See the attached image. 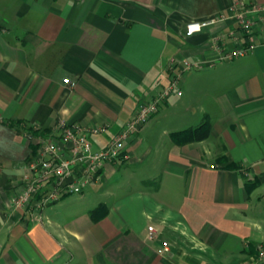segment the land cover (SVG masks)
Wrapping results in <instances>:
<instances>
[{
	"label": "crops",
	"instance_id": "crops-1",
	"mask_svg": "<svg viewBox=\"0 0 264 264\" xmlns=\"http://www.w3.org/2000/svg\"><path fill=\"white\" fill-rule=\"evenodd\" d=\"M261 7L264 0H0V264L254 259L264 246V19L253 10ZM220 15L184 36L188 21ZM174 77L181 95L158 103L79 192L17 204L31 166L48 158L41 140L67 157L66 129L81 128L93 150L103 148ZM205 117L207 138L171 140ZM128 160L145 163V190L131 186L137 170L123 167ZM83 170L77 164L67 182ZM119 172L115 193L107 183ZM100 203L107 213L94 221L89 210Z\"/></svg>",
	"mask_w": 264,
	"mask_h": 264
},
{
	"label": "built area",
	"instance_id": "built-area-1",
	"mask_svg": "<svg viewBox=\"0 0 264 264\" xmlns=\"http://www.w3.org/2000/svg\"><path fill=\"white\" fill-rule=\"evenodd\" d=\"M261 13L262 19H264V7L253 8ZM238 17H242L241 13L235 14ZM225 18L224 15L210 17L207 19L190 20L186 23L184 29V36L188 37L194 33L200 32L205 27L213 24L218 19ZM244 27L249 29L251 23L245 21ZM243 54L242 50H238L229 54H226V58H231L236 55ZM185 66H191L190 63L185 62ZM178 77H174L170 82L163 87L157 96L147 103L139 104L135 114L131 117L126 127L119 131V134L104 146L103 148L93 150L90 146V142L87 140V133L81 128L74 130L66 129V136L74 143L73 148L69 156H64L55 145L41 140V148L43 152L48 155V158H41L39 162L31 166V175H33L27 182L25 192L19 197L17 201L18 205H23L28 202L33 196L40 195V205L43 206L46 203L55 201L59 196L65 194L77 193L81 190L83 184L91 182L95 178L96 171L100 170L104 162L113 160L118 157L123 148L124 140L133 130L144 124L150 116L153 115L158 109V103H161L164 98L171 94L181 95V91L178 87ZM68 83V78L62 80ZM89 132H98L99 128L91 127ZM82 163L84 170L82 171V178H77L76 181L67 182L72 172L75 171L77 164ZM49 187H46L48 186ZM148 233L146 234L148 239L155 237V232L152 226H148ZM165 248V247H164ZM167 249V248H166ZM248 264H264V246L257 247V256L254 257Z\"/></svg>",
	"mask_w": 264,
	"mask_h": 264
},
{
	"label": "trees",
	"instance_id": "trees-1",
	"mask_svg": "<svg viewBox=\"0 0 264 264\" xmlns=\"http://www.w3.org/2000/svg\"><path fill=\"white\" fill-rule=\"evenodd\" d=\"M210 123L208 118H203L199 124L193 127H188L180 131H175L170 134V138L174 143L178 144H184L189 143L193 141H200L209 136V130H210ZM220 160L226 161L223 156L220 157ZM236 164L234 163H228L226 167H235ZM264 180V178L261 179V177L257 178V182ZM107 206L104 203L98 204L95 208L92 210H89L90 218L94 221L99 220L100 218L104 217L107 213L106 211Z\"/></svg>",
	"mask_w": 264,
	"mask_h": 264
},
{
	"label": "rangeland",
	"instance_id": "rangeland-1",
	"mask_svg": "<svg viewBox=\"0 0 264 264\" xmlns=\"http://www.w3.org/2000/svg\"><path fill=\"white\" fill-rule=\"evenodd\" d=\"M147 161H148V160H147ZM147 161H146V163H147ZM133 164H134V163H133L132 160H128V161H126V163L123 165V167H124V166H130V165L135 166V168H136V170H137L136 177L132 180V182H131L130 184H131V186L134 185V186H136V187H140V189H142V190H145L150 184L147 183L148 181H147L146 179L143 178V177H146V176H140V174H139V172H141V171H140L141 167H142L143 165H145V163L140 162V163H136V165H135V164L133 165ZM117 183H121V175H120V172H119L118 174H116L113 178H111V179L108 181L107 184H109V185H111L112 187L115 188V186L118 185ZM114 192L117 193V192H118V189L115 188V191H114ZM91 200H92V199H91Z\"/></svg>",
	"mask_w": 264,
	"mask_h": 264
}]
</instances>
